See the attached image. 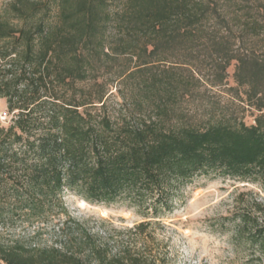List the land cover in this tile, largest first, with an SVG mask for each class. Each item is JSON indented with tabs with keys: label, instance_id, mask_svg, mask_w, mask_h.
Returning a JSON list of instances; mask_svg holds the SVG:
<instances>
[{
	"label": "trees",
	"instance_id": "obj_1",
	"mask_svg": "<svg viewBox=\"0 0 264 264\" xmlns=\"http://www.w3.org/2000/svg\"><path fill=\"white\" fill-rule=\"evenodd\" d=\"M0 98L12 113L0 125L7 219L64 217L63 245L0 246V264H165L135 243L113 252L62 193L159 218L196 176L264 183V0H6ZM253 218L264 254V215Z\"/></svg>",
	"mask_w": 264,
	"mask_h": 264
},
{
	"label": "rangeland",
	"instance_id": "obj_2",
	"mask_svg": "<svg viewBox=\"0 0 264 264\" xmlns=\"http://www.w3.org/2000/svg\"><path fill=\"white\" fill-rule=\"evenodd\" d=\"M6 0H0V14ZM233 62L228 67V83L233 85ZM109 102L116 103L115 86L111 85ZM6 102L0 98V125L10 122ZM246 115L245 120L251 121ZM6 175V167L3 169ZM70 191L62 193V201L68 215L82 223L91 235L100 241H108L113 252L122 244L135 243L146 246L165 264H264V254L250 241V230L262 222L263 211L258 204L264 203V183L231 176L208 174L194 177L183 184L173 195V208L159 218H146L143 209L125 200L111 203H89ZM0 203L4 210L0 221V246L42 248L63 245L61 228L64 217L56 207L45 218L30 223L17 217L6 216V184L0 185ZM248 211L250 222L245 226L237 215ZM141 221H149L144 231L134 228ZM70 230L80 233L74 225Z\"/></svg>",
	"mask_w": 264,
	"mask_h": 264
},
{
	"label": "bare ground",
	"instance_id": "obj_3",
	"mask_svg": "<svg viewBox=\"0 0 264 264\" xmlns=\"http://www.w3.org/2000/svg\"><path fill=\"white\" fill-rule=\"evenodd\" d=\"M81 203L83 204L84 203V200H81Z\"/></svg>",
	"mask_w": 264,
	"mask_h": 264
}]
</instances>
